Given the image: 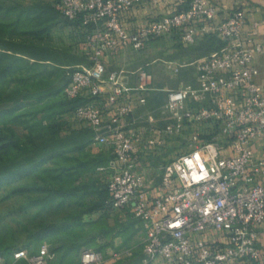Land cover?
<instances>
[{
    "label": "built area",
    "instance_id": "1",
    "mask_svg": "<svg viewBox=\"0 0 264 264\" xmlns=\"http://www.w3.org/2000/svg\"><path fill=\"white\" fill-rule=\"evenodd\" d=\"M53 1L65 18L87 31L83 48L89 63L71 71L64 95L89 99L76 107L71 119L93 130L94 147L112 150L109 163L98 170L109 172L112 209L130 213L143 225L139 264L258 261L264 145L259 157L252 147L264 142V87L255 81L259 69L254 60L263 46L245 29L246 10L235 9L216 22L218 8L210 0H173L175 11L129 31L122 23L124 14L138 3L159 6L164 0ZM172 33H179L185 45L207 34L227 43L194 63L196 85L167 90L157 110L160 127L142 116L155 89L153 72L145 66L133 72L108 71L107 57L142 51L151 40ZM163 66L173 73L183 67L175 61H163ZM172 137L185 138V151L163 166L161 182L152 189L139 170L140 161ZM125 254L132 252H114L112 258ZM55 257L51 245L43 242L36 253L20 248L11 260L0 255V264H53ZM106 261L103 251L86 248L79 264Z\"/></svg>",
    "mask_w": 264,
    "mask_h": 264
},
{
    "label": "trees",
    "instance_id": "2",
    "mask_svg": "<svg viewBox=\"0 0 264 264\" xmlns=\"http://www.w3.org/2000/svg\"><path fill=\"white\" fill-rule=\"evenodd\" d=\"M57 11L50 4L24 7L0 0V192H6L5 200L24 198L17 208L0 211V224L6 216L47 215L35 230L19 222L20 229L0 228V255L8 260L20 248L36 253L52 238L53 264H64L66 257L74 252L80 255L111 231L105 217L113 209L98 167L112 157L92 145L90 127H75L69 120L76 107L89 99H68L64 88L69 80L63 79L60 66L21 50L48 38ZM216 38L208 35L210 48L217 44ZM224 44L221 40L216 48ZM97 213L98 218H93ZM22 227L28 230L23 239L18 233ZM141 252L142 247L139 262Z\"/></svg>",
    "mask_w": 264,
    "mask_h": 264
},
{
    "label": "rangeland",
    "instance_id": "3",
    "mask_svg": "<svg viewBox=\"0 0 264 264\" xmlns=\"http://www.w3.org/2000/svg\"><path fill=\"white\" fill-rule=\"evenodd\" d=\"M8 5H19L24 7L38 6L40 4H50L54 7L53 0H5ZM58 20L52 25L50 35L45 40H37L32 46L30 44L21 46V50H29L43 59L46 63H51L60 66L62 70V77L64 80H69V74L77 65H86L89 63L87 53L83 48L86 29L76 22H72L64 18L58 11L55 12ZM216 43L219 45L221 40L216 38ZM208 43L202 42L191 47H184L178 39V35H165L154 42H150L149 46L143 51H126L121 55L109 61L108 70L113 71L118 67H124L130 71L135 70L140 66H145L153 72L155 76V90L151 92V102L149 110L154 113L156 117L159 106L164 101L167 91L166 89H175L181 86L194 85L195 83V66L187 63L195 61L198 57L205 55ZM162 60H174L186 62V66L180 70L178 74L166 71L162 66ZM149 63V64H148ZM71 124L75 127L86 126L85 124L73 121L69 116ZM157 120V119H155ZM157 126L162 127L163 123L159 122ZM19 132H23L22 127H18ZM185 138L172 137L169 138L168 143L161 149L144 153V158L141 159L139 170L142 171L148 179L151 188L154 189L161 182L163 174V166L169 162L173 157L185 151ZM101 150L108 155L112 154V150L107 147H101ZM109 173V172H108ZM108 173L101 175L104 184H107ZM5 191L0 192V211L7 212L13 208H17L24 198L16 197L15 199H3ZM117 210L109 211L105 217V222L110 228V235L100 236L97 243L92 245L91 249L101 248L106 254L107 261L104 264H138L140 248L143 246L145 234L143 232L142 223L132 218L121 217ZM100 213L94 214L93 218H98ZM46 214L35 216L34 212L29 214H21L16 217L6 216L0 228L4 229L6 225L20 229V226H27L35 230L36 227L43 223ZM18 222L21 223L20 226ZM128 224H132L131 228L126 231ZM125 230V231H124ZM21 239L28 235V230L22 227L18 230ZM77 237V236H76ZM74 238V237H73ZM74 240V239H73ZM53 242L52 238L48 239ZM33 249V248H31ZM83 250V249H82ZM97 250V249H95ZM130 250L131 255H123L119 259H113L112 253L124 252ZM81 255V252H80ZM79 253H72L65 258L64 264H79ZM60 256V253L58 254Z\"/></svg>",
    "mask_w": 264,
    "mask_h": 264
},
{
    "label": "crops",
    "instance_id": "4",
    "mask_svg": "<svg viewBox=\"0 0 264 264\" xmlns=\"http://www.w3.org/2000/svg\"><path fill=\"white\" fill-rule=\"evenodd\" d=\"M210 1L212 4H214L218 8V12H217V15L215 17L216 22L222 21V20L226 19L227 17H229L235 9L243 8L246 10L247 16H248V23H247L245 29H246V31L250 30L253 38L256 41L260 42L263 46L262 52L259 54H256L254 63L257 66V68L259 69V74L255 76V81L257 82L258 85L264 87V0H210ZM175 10H176V5H175L173 0H164L159 6H152L148 2H142V3H138L134 8H132L126 14L123 15L122 23L124 24V26L129 31H136L140 27L147 24L150 20L158 19L161 16H163L165 14H169ZM254 23H258V25L254 26ZM175 35H178L179 42L184 47H191L194 45H198L202 42L208 43V35H210V34L199 37L197 43L194 45L183 44L181 42L179 33L169 34V36H175ZM155 40H158V38L153 39L150 42H154ZM224 42H225L224 45H226L227 42L226 41H224ZM149 43L144 48V50L149 46ZM223 46H221V47H223ZM216 47H217V44L212 45L211 48L209 46H207V49L204 53L205 55H202V56L198 57L195 61L189 62L187 64L194 66V63L197 60L203 59V58L209 56L213 51L221 48L220 47L217 49ZM127 51H129V50H127ZM120 53L122 54V52H118V53L111 54L107 57V69L109 66L108 65L109 61H112L115 57H118L119 55H121ZM162 61H174V60H162ZM175 62H177V61H175ZM178 63L183 65L182 68H184V66H186L185 65L186 62L178 61ZM121 68H124V67H118L114 70L121 69ZM182 68L180 70H182ZM124 69H126V68H124ZM126 70L130 71L129 69H126ZM135 70H133V71H135ZM133 71H130V72H133ZM166 71H168V70H166ZM169 72H171V71H169ZM171 73H173V72H171ZM178 73H174V74H178ZM130 76H131V83L133 84L135 81L134 76L133 75H130ZM194 80H195V78H194ZM194 85H196V80H195ZM179 87H181V85ZM167 90L168 89H166L165 91H167ZM151 92L149 94L147 105L144 108H142V116L145 120L149 121L148 123H151V124H157L159 122L163 123V120L160 119L159 114L156 113V115H155L156 117L154 118L153 117L154 113L149 110L150 108H149L148 104L152 100ZM166 96H167V94H166ZM165 99H166V97H165ZM155 119H157V120H155ZM148 123H146V125ZM263 145H264L263 141H258L253 145L252 149H253V152H254L256 157H259L261 155V150H262ZM146 180L148 183L147 177H146ZM260 182L264 184V177L260 178ZM148 185L151 187V185L149 183H148ZM119 212L121 213L120 214L121 217H126L127 215L129 216V214H130V213L125 212V211H119ZM128 216L126 217V219L128 218ZM142 228H143V225H142ZM143 232L145 234L144 228H143ZM258 245H259L260 252H261V256H260V259L258 261L250 262L248 260H242V261L237 262L236 264H264V223L262 224V226L259 229Z\"/></svg>",
    "mask_w": 264,
    "mask_h": 264
}]
</instances>
